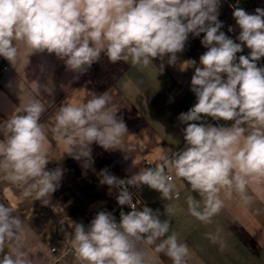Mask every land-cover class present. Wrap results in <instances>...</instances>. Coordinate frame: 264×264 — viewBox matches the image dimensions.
<instances>
[{"label": "clouds", "instance_id": "1", "mask_svg": "<svg viewBox=\"0 0 264 264\" xmlns=\"http://www.w3.org/2000/svg\"><path fill=\"white\" fill-rule=\"evenodd\" d=\"M219 7L220 0H0V57L11 64L23 44L30 54H54L78 74L102 55L112 63L143 67L167 56V64L174 65L189 34H204L201 44L207 51L199 65L187 61L195 68L190 90L196 103L178 117L186 125L183 150L165 154L162 164L128 179L101 170L100 184L119 189L118 204L131 210L121 211L119 222L111 212L99 211L87 227L73 225L72 244L84 264H153L152 245L172 264H188V245L177 233L168 234L171 221L149 207L137 209L129 186L147 185L164 200L178 199L168 174L174 172L200 197L189 195L186 203L190 215L205 224L220 213L225 199L235 194L248 206L253 202L249 188L264 186V67L257 63L264 57V9L255 14L234 9L237 43L221 31ZM244 46L249 54L237 57ZM159 69L163 72V63ZM111 100L105 91L86 103H63L55 112L53 139L62 141L74 159H84L85 168L92 163L94 142L118 149L128 133L123 119L110 110ZM45 111L43 103L30 99L0 123V174L25 197L34 195L48 205L62 170H46L48 132L40 122ZM206 117L231 124L214 126ZM25 236L22 219L0 203V264H32L23 251ZM209 239L216 238L209 234Z\"/></svg>", "mask_w": 264, "mask_h": 264}, {"label": "crops", "instance_id": "2", "mask_svg": "<svg viewBox=\"0 0 264 264\" xmlns=\"http://www.w3.org/2000/svg\"><path fill=\"white\" fill-rule=\"evenodd\" d=\"M234 2L220 0L218 19L223 23L221 31L239 43L236 37L240 29L233 17L234 9L240 7L246 12L264 9V0ZM203 35L199 36L201 40ZM18 47L20 53L15 62L11 64L4 59L9 69L0 77V123L22 109L30 99L43 103L46 111L40 122L48 132L46 170L60 168L62 178L49 204L44 205L34 200V195L25 197L22 189L0 174V203L9 206L13 215L22 219L26 231L23 251L32 264H84L72 244L73 225L79 223L74 212L83 208L90 212L92 219L99 211L111 212L118 204L119 189L110 190L108 185L100 184L102 168L93 157L90 166L85 168V160L68 155L63 142L53 139L51 130L55 126V112L63 103L79 105L93 94L103 92L85 77L86 72L78 74L67 70L54 54H30L23 44ZM206 51L205 48L203 53ZM249 52L244 46L237 57ZM167 59V56L163 61L156 58L147 67L125 62L129 67L127 73L116 86L106 90L112 97L110 110L123 119L128 133L118 146L120 149L105 150L95 142L90 147L103 149L127 179L140 170L155 168L163 163L165 154L183 150L185 146L183 129L186 125L178 117L196 103L195 94L190 90L195 68L187 62L195 59L186 53V44L184 51L177 53L174 65H168ZM195 61L199 65V59ZM162 63L164 70L160 72ZM257 63L258 67H264V57ZM205 120L210 124L213 119L206 117ZM0 139H3L2 134ZM168 174L180 192L178 199L164 200L158 191L141 185L135 193V201L137 209L149 207L158 211L162 220L171 221L168 234L177 233L179 240L188 245V264H264V186L249 188L253 202L248 206L235 194L225 199L224 208L212 217L211 223L205 224L190 215L186 203L189 195L197 200L200 197L191 191L186 181L175 177L174 172ZM133 189L136 187L129 186V191ZM112 214L119 222L120 217ZM234 225L250 236L255 250L235 235ZM209 234L216 238L215 242L209 239ZM154 249L155 245L148 249L154 257L153 264H172L169 257Z\"/></svg>", "mask_w": 264, "mask_h": 264}, {"label": "trees", "instance_id": "3", "mask_svg": "<svg viewBox=\"0 0 264 264\" xmlns=\"http://www.w3.org/2000/svg\"><path fill=\"white\" fill-rule=\"evenodd\" d=\"M230 1L234 2L235 0ZM204 49L205 47L202 46L200 37H194L192 34H189L188 41L186 42V53L188 56L197 60L202 55ZM128 70L129 67L125 62L120 61L112 63L108 60L107 56L103 55L100 61L86 72L85 77L90 79L100 91L104 92L116 86L121 77H123ZM92 157L102 169H107L110 174L119 179L125 177L116 162L103 149L99 148L92 150ZM74 215L79 220V223H83L86 227L92 220V218L87 217L86 210L83 208H77ZM232 230L241 241L252 250H255L254 241L247 233H244L238 225L232 226Z\"/></svg>", "mask_w": 264, "mask_h": 264}, {"label": "built area", "instance_id": "4", "mask_svg": "<svg viewBox=\"0 0 264 264\" xmlns=\"http://www.w3.org/2000/svg\"><path fill=\"white\" fill-rule=\"evenodd\" d=\"M247 13H249V14H254L253 11H249V12H247ZM8 69H9V66H8V64L6 63V61L4 60V58H3V57L0 58V77H1L5 72H7ZM210 124H212V125H214V126H219V125H222V124L225 125V126H229V125H230V122H225V121H222V120H220V121L212 120V121L210 122ZM123 179H127V178L124 177ZM142 187H147V185H143ZM137 189H138V188L133 189V190H131L130 192H131V194H132V196H133V197H132V202H133V203L137 206V208H138V205H137V203H136V201H135V193H136ZM130 210H131V209H130L127 205H125V206H120L119 204H116V205L112 208L111 213H116V215H117L118 217H120V212H121V211L128 212V211H130ZM86 213H87V217H88V218H92L90 212L86 211ZM53 251H55V250L53 249Z\"/></svg>", "mask_w": 264, "mask_h": 264}]
</instances>
